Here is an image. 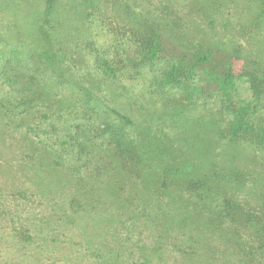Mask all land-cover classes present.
Masks as SVG:
<instances>
[{
	"label": "rangeland",
	"instance_id": "obj_1",
	"mask_svg": "<svg viewBox=\"0 0 264 264\" xmlns=\"http://www.w3.org/2000/svg\"><path fill=\"white\" fill-rule=\"evenodd\" d=\"M46 1L0 0V101L12 99L3 72L35 73L53 82L65 71L63 83L49 85L50 92L78 106L90 101L86 89L94 91L93 122L87 127L98 144L130 142L156 154L145 158L150 167L140 179L115 175L102 183L90 178L81 183L66 169L65 158L45 151L49 146L41 130L35 131L42 119L8 118L0 108V264H264V251H255L253 242L243 246L242 240L237 244L242 251L230 254L227 224L218 228L205 219L207 208L201 205L213 211L226 190V196L264 201V149L243 139L228 152L225 134L235 109L247 103L256 105V112L245 121L264 123V90L254 94L249 84L250 77H264V0H56L46 30L54 65L38 59L43 45L37 29ZM148 25L170 37L183 54L211 55L190 83L200 92L186 99L184 90L171 91L168 104L153 94L170 66L166 59L132 71V62L141 60L138 42L149 30L142 27ZM105 57L117 64V77L96 70L94 60ZM231 63L238 76L231 92L234 106L228 108L216 75ZM49 122L58 128L55 134L63 127L65 133L73 131L66 118ZM203 140L211 156L198 143ZM215 166L242 172L252 182L227 186L200 201L201 189L185 185L202 181ZM168 167L185 175L164 184ZM71 202L79 212L75 218L67 209ZM65 212L71 220L59 221ZM250 250L255 259L245 257Z\"/></svg>",
	"mask_w": 264,
	"mask_h": 264
},
{
	"label": "trees",
	"instance_id": "obj_2",
	"mask_svg": "<svg viewBox=\"0 0 264 264\" xmlns=\"http://www.w3.org/2000/svg\"><path fill=\"white\" fill-rule=\"evenodd\" d=\"M56 0H47L46 6L43 11V24L38 25V35L39 40L42 42L43 48L41 53L38 55L39 61L46 62L44 64L54 65L57 62L56 55L53 47V42L49 37L47 30V25L50 22V16L53 13L54 4ZM148 25L143 31L149 29L143 34L141 41L138 42V49L141 54V60L139 62H132V71L140 72L142 66L147 64H152L161 59H166L170 62V66L167 67V71L163 73L160 77L159 83H157V89H154L153 94L168 100L167 104L170 103L171 91L184 90L186 99L189 96L194 95V92H200L202 88L191 87L190 83L195 80L197 75V70L200 67H205L209 63L211 55H189L181 53L171 38L164 34L157 27H151ZM46 47V49H45ZM121 62V61H120ZM122 64V63H120ZM119 64V65H120ZM114 60L111 58H96L94 60V66L101 76L105 78L117 77ZM236 68H233V64L228 65L226 69L216 75V82L219 90L228 100V108L234 106L231 99V92L234 90V84L238 74L235 72ZM124 71V69L122 70ZM214 76V73H211ZM2 77L11 87L12 99H16V102H11L12 99H8L7 103H2L0 101V108L6 117L11 116H31L33 118L42 119V127L35 129L36 132H41V137L45 140L46 152L49 150L56 152L58 158L68 162V171L74 178L83 183L86 179H92L94 183H102L104 179L114 178L115 175H124L125 177H133L140 179L141 173L145 172L150 167V163L145 159L153 153L152 151H141L139 146L133 145L130 142L122 143L115 142L112 146L111 144H98L97 136L91 135V131L87 124L93 122L92 111L93 108L89 102L92 100L94 91L85 90V96H89L88 100L84 102H79L78 106L74 102H67L68 98L65 96H58L56 93H52L49 85H59V81L63 83L65 71H60L56 75V79L52 81H47L40 76L33 74H9L6 75L3 72ZM61 83V84H62ZM250 88L253 90L254 94L260 93L264 90V77L260 79H255L253 77L249 78ZM263 88L262 90H259ZM81 105V106H79ZM192 106V104H191ZM256 105L251 106L247 103L245 106L238 107L235 109V114L233 120L228 125L226 129V135L230 138V142L227 145L228 152H231L235 145L232 143L234 141L245 140L250 142L257 148L264 149V123L261 125H253L251 122L245 121L246 118L249 119V115L256 112ZM44 110V111H42ZM187 111V110H186ZM185 111V112H186ZM120 115V114H119ZM66 118L70 120L73 127V131L68 130L65 133V127L59 130V135L56 133L55 123H45L46 121L57 122ZM121 120L130 123V120L126 116L120 115ZM64 120V119H63ZM65 123V121L63 122ZM78 124L75 128V124ZM63 126V125H62ZM65 126V125H64ZM71 127V128H72ZM33 130V129H32ZM224 133L222 135H225ZM178 136H182L178 135ZM187 136V135H186ZM183 138H185L183 136ZM204 142V143H203ZM202 143L204 148H209L207 146V141H198ZM143 147V146H141ZM148 149V148H147ZM208 154L211 156L212 151L209 149ZM156 154V153H155ZM84 155V156H83ZM157 156V155H156ZM72 161H68V158ZM150 159H154L151 157ZM158 156L157 160L159 162ZM65 161V162H66ZM217 162L218 160H214ZM101 162V163H100ZM153 162V161H152ZM157 162V161H156ZM64 164V163H63ZM58 164L61 168L62 165ZM95 164L94 169L91 170L89 166ZM155 164V163H154ZM175 167H168L162 172V182L165 184L167 179H174V176L185 175L183 172H176ZM215 167H212L208 172L209 175H205L202 181L188 182V190H199L201 189L204 198L198 195L200 201H205L211 199L212 192L221 191L223 188L229 186H241L251 183L247 175L242 172H224L217 171ZM247 176V177H246ZM83 181V182H82ZM226 191L223 192L220 202H218L216 209L212 211L209 210L208 204H201L207 208L206 212L203 214L205 219H208L218 228L219 224H227V232L232 237L231 247L234 252L230 254L234 255L235 250L241 252L240 246L237 245L243 240V246H246L247 242L255 243V251H264V201L252 203L244 199H237L234 196H226ZM202 195V196H203ZM205 203V202H204ZM67 209L71 212L72 216L75 218L79 214L75 205L71 202L68 204ZM68 212L64 213V216L58 218L62 222L63 217L65 220H71V214ZM57 217V216H56ZM188 238L190 235H183ZM181 253H184L180 251ZM254 254L252 251L245 253V257L248 259H253ZM262 256V255H261ZM243 256V258H245ZM255 259V258H254Z\"/></svg>",
	"mask_w": 264,
	"mask_h": 264
}]
</instances>
